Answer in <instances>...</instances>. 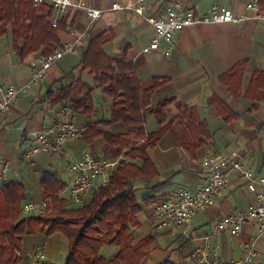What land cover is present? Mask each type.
I'll return each mask as SVG.
<instances>
[{"label":"crops","instance_id":"1","mask_svg":"<svg viewBox=\"0 0 264 264\" xmlns=\"http://www.w3.org/2000/svg\"><path fill=\"white\" fill-rule=\"evenodd\" d=\"M126 1L85 0L88 6L102 11L98 19L90 22L84 10L71 8L58 23L64 25L58 33L59 46L75 38L66 30V20L70 21L76 34H83L85 45L78 48L77 54L67 53L56 61L41 82L32 85L27 93L19 94L0 116V154L10 163L0 185L8 182L21 184L26 193L24 202L40 201L44 199L41 174L48 172L65 185L59 195L66 201L68 186L73 178L69 169L71 161L86 151L103 160L116 158L113 146H109L103 136L97 137L92 144L82 136L69 140L59 152H31L34 147L33 133L48 129L56 110L64 103L52 104L48 91L55 92L74 78L93 84L92 76L80 70L79 62L89 41L104 32L109 38L102 46L104 54L134 68L142 88L152 89L150 104L155 106L169 99L160 113L161 121L147 109L141 127H131L121 120L107 127L101 126L103 131L112 135L133 133L131 147L145 146L147 161L143 157L129 159L133 165L141 168L145 165L148 170V176L130 181L141 208L137 214L140 227L135 230L136 241L149 233L155 237L152 250L141 264L163 261L179 264L196 247L205 248L210 254L229 261L244 253L245 240H253L257 250V256L248 264H264V232L258 233L255 224L244 225L237 234L214 231L218 218L255 203V195L238 178L237 171L228 173V185L215 204L197 212L183 228L173 231L159 228L152 218L150 207L152 202L170 198L179 187H201L208 175L202 161L209 155L237 150L245 167L254 173H263L264 98L256 105L255 98L251 96L256 91L249 87L252 78L264 72V19L249 18L240 24H195L176 32L169 55L164 54V45L145 54L141 48L154 35L151 25L131 9L111 8L114 2L124 4ZM172 1L151 0L145 13L162 15ZM177 1L198 12H206L216 4L230 8L236 15L250 14L244 7L249 0ZM42 4L50 6L45 2ZM41 53L39 50L20 58L13 50L10 33L0 35V76L4 84L19 85L30 77L33 71L30 62ZM239 62L245 63L241 92L234 94L221 77ZM103 87H96L92 93L94 110L90 117L72 108L76 123L86 125L90 120L106 121L111 118V99ZM155 132L159 137L148 145V135ZM42 242L47 259L64 258L67 242L63 234L57 232L45 237L42 232H36L25 237L24 256L21 255L19 264H30V249ZM116 251L117 247L113 246L105 248L104 253L101 250V253L111 258Z\"/></svg>","mask_w":264,"mask_h":264},{"label":"trees","instance_id":"2","mask_svg":"<svg viewBox=\"0 0 264 264\" xmlns=\"http://www.w3.org/2000/svg\"><path fill=\"white\" fill-rule=\"evenodd\" d=\"M259 3L264 6V0ZM52 16L51 6L42 4L36 8L32 0H0V35L10 33L13 50L20 58L39 50L48 55L59 46L58 33L64 28L63 24L53 27ZM108 39L104 32L94 36L81 55L80 70L92 76L93 84L74 78L59 90L48 91L47 96L52 104L68 103L74 110L90 117L94 110L92 93L96 87L104 86L111 99V118L90 120L82 137L92 144L97 137L103 136L106 143L113 146L115 157L123 155L128 160H120L107 183L92 190L86 203L80 206L65 204L59 195L65 185L50 173L43 172L40 183L47 200L46 213L23 215L20 211L26 196L23 185L15 182L0 185V264H19L24 256L25 237L36 232H42L45 237L58 232L66 237L61 264H141L152 250L154 234L149 233L136 241L135 230L140 227L137 214L141 208L130 187L131 180L148 176L145 165L137 167L129 160L143 157L147 161L145 146L131 147L133 133L112 135L101 126L107 127L121 120L131 127H141L147 109L161 121L160 113L169 99L151 105L152 89L142 88L134 68L104 54L102 46ZM244 66V62H239L221 77L234 94L241 92ZM249 88L256 91L251 96L257 105L264 98V72L252 78ZM148 137L147 144L151 145L159 134L150 133ZM105 246L117 247L114 256L106 258L102 255Z\"/></svg>","mask_w":264,"mask_h":264},{"label":"built area","instance_id":"3","mask_svg":"<svg viewBox=\"0 0 264 264\" xmlns=\"http://www.w3.org/2000/svg\"><path fill=\"white\" fill-rule=\"evenodd\" d=\"M149 1L151 0H127L124 4L118 2L111 4L112 9L128 8L133 10L151 25L154 35L148 44L141 48L145 54L164 45V54L169 55L174 46L176 32L195 24L219 22L240 24L249 18L264 19V8L260 5L259 0H249L245 3L244 7L250 13L249 15H236L230 8L216 4L206 12H198L177 0L170 3L164 14L148 15L145 10ZM44 2L53 9L51 18L53 27L63 20L71 8L84 10L90 22L102 15L100 9L88 6L85 0H32L33 6L36 8ZM65 24L66 30L75 35L74 40L63 42L48 55L37 54L30 62L33 71L24 82L19 85L4 84L0 76V116L10 108L19 94L27 93L32 85L41 82L47 70L56 61L67 53L77 54L78 48L84 47L83 34H76L69 20H66ZM85 128V124L76 123L71 106L68 103H63L56 110L50 127L33 133L34 147L31 152L48 150L59 152L67 141L81 137ZM120 160L127 161L122 156L112 160H103L97 158L92 152L86 151L71 161L69 169L73 178L68 186L69 197L65 204L78 206L85 204L88 194L92 190L107 183L111 169L116 167ZM202 165L207 169L208 175L201 187L195 189L179 187L170 198L150 204L152 218L157 226L167 231L187 226L197 212L205 211L215 204L228 185V173L237 171L238 178L255 195V203L244 210L218 218L214 231L216 233L229 231L237 234L244 225L253 223L256 225L258 233L264 232V171L257 174L249 167H245L237 150H232L227 154L209 155L203 159ZM9 167V161L0 154V181L4 179ZM21 211L28 214L46 213L47 200H27L22 204ZM243 249L242 255L226 261L218 255L210 254L205 248L196 247L191 255L179 264H248L257 256L253 240L243 241ZM29 258L30 264H48L43 242L30 249Z\"/></svg>","mask_w":264,"mask_h":264},{"label":"rangeland","instance_id":"4","mask_svg":"<svg viewBox=\"0 0 264 264\" xmlns=\"http://www.w3.org/2000/svg\"><path fill=\"white\" fill-rule=\"evenodd\" d=\"M98 19V18H97ZM96 20V19H95ZM23 215H26V214H28V213H22ZM107 247H113V246H105L103 249H102V253H104L105 252V248H107ZM49 259V260H48ZM47 259V262H48V264L50 263V261H51V263L50 264H60V263H62V261H63V259H62V257H60V256H58V257H56L54 260L53 259H51V258H48ZM52 262H54V263H52Z\"/></svg>","mask_w":264,"mask_h":264}]
</instances>
